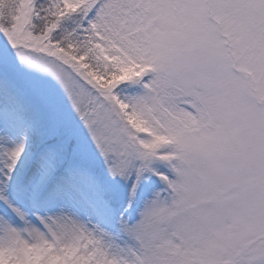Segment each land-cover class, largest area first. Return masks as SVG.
I'll return each mask as SVG.
<instances>
[{
	"label": "snow or ice",
	"instance_id": "snow-or-ice-1",
	"mask_svg": "<svg viewBox=\"0 0 264 264\" xmlns=\"http://www.w3.org/2000/svg\"><path fill=\"white\" fill-rule=\"evenodd\" d=\"M0 264H264V0H0Z\"/></svg>",
	"mask_w": 264,
	"mask_h": 264
}]
</instances>
